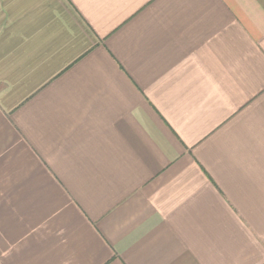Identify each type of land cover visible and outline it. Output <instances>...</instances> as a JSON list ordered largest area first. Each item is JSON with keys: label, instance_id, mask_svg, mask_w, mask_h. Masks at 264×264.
<instances>
[{"label": "crops", "instance_id": "crops-1", "mask_svg": "<svg viewBox=\"0 0 264 264\" xmlns=\"http://www.w3.org/2000/svg\"><path fill=\"white\" fill-rule=\"evenodd\" d=\"M0 264H264V0H0Z\"/></svg>", "mask_w": 264, "mask_h": 264}]
</instances>
